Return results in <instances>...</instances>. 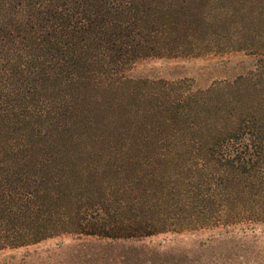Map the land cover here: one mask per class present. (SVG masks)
<instances>
[{
	"label": "rangeland",
	"instance_id": "1",
	"mask_svg": "<svg viewBox=\"0 0 264 264\" xmlns=\"http://www.w3.org/2000/svg\"><path fill=\"white\" fill-rule=\"evenodd\" d=\"M133 2L148 41L122 76L71 85L39 77L35 96L64 106L41 124L46 134L34 136L32 124L10 118L0 123V159L12 164L10 180L42 175V226L65 229L76 207L103 199L126 219L166 223L127 244L171 251L170 263L263 264L264 223L253 224V232L221 219L224 201L230 217L238 202L253 204L237 199L248 185L229 175L222 201L218 169L204 165L195 141H211L247 110L264 113V0ZM189 89L195 94L180 100ZM74 238L7 247L0 262L30 252L29 263L53 264L57 247Z\"/></svg>",
	"mask_w": 264,
	"mask_h": 264
},
{
	"label": "trees",
	"instance_id": "2",
	"mask_svg": "<svg viewBox=\"0 0 264 264\" xmlns=\"http://www.w3.org/2000/svg\"><path fill=\"white\" fill-rule=\"evenodd\" d=\"M139 10L133 0H0V123L10 118L32 124L34 136L46 134L41 124L64 106L35 96L39 77L71 85L122 76L125 65L147 45ZM26 43L30 46L16 47ZM261 55L264 58V51ZM194 94L183 91L180 100ZM234 118L228 130L195 144L204 165L218 169L217 196L222 201L229 175L250 189L240 190L237 199L248 197L253 204L238 202L231 217L224 201L223 223H247L255 232L253 224L264 223V113L252 109ZM11 176L12 164L0 159V250L70 234L75 242L59 245L52 255L60 260L53 264H173L171 251L127 244L164 231L166 223L126 219L99 199L76 207L63 221L69 226L65 229L53 223L42 226V175L15 181ZM28 257L30 252L18 260L9 255L0 264H31Z\"/></svg>",
	"mask_w": 264,
	"mask_h": 264
}]
</instances>
